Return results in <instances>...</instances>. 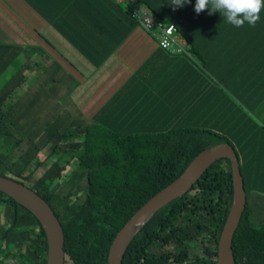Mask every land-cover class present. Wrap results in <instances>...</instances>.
Returning <instances> with one entry per match:
<instances>
[{
  "label": "crops",
  "instance_id": "crops-1",
  "mask_svg": "<svg viewBox=\"0 0 264 264\" xmlns=\"http://www.w3.org/2000/svg\"><path fill=\"white\" fill-rule=\"evenodd\" d=\"M140 1L150 15L180 27L191 57L161 48L128 17L122 0H0L1 66L26 58L16 64L7 91L25 82L28 70L37 75L33 70L39 67L42 73L28 103L18 99L13 125L29 120L21 107L32 116L46 105L52 115L60 104L63 122H92L126 135L207 125L218 105L222 128L231 121L237 125L250 201L264 220V81L253 76L264 74V17L255 27L236 28L208 9L197 14L196 0L175 10L171 0ZM47 83L48 96L37 91ZM231 90L244 98L251 115L231 100ZM10 242L1 243L0 264H20L15 256L4 258L11 245L13 252L21 249L15 239Z\"/></svg>",
  "mask_w": 264,
  "mask_h": 264
},
{
  "label": "trees",
  "instance_id": "trees-1",
  "mask_svg": "<svg viewBox=\"0 0 264 264\" xmlns=\"http://www.w3.org/2000/svg\"><path fill=\"white\" fill-rule=\"evenodd\" d=\"M125 10L136 23L131 17L130 3H126ZM262 17L264 10L260 20ZM176 27L181 33L180 27ZM260 72L263 71L253 76H262L264 81ZM230 98L252 112L238 91L231 90ZM1 104L0 147L11 138H15L18 147L22 140L7 129L12 122L8 116L3 122L7 111H3ZM222 114L221 107L215 105L213 121L207 125L198 122L126 135L111 132L100 124L83 123L75 131L61 132L54 143V133L47 132L42 144V150H46L43 159L35 161L36 156H24L29 149L17 155V159L9 160L0 154V175L25 184L49 203L64 233V264H108L110 245L130 217L180 176L201 151L228 142L237 154L246 192L245 207L232 238V256L235 264H264V220L256 215L250 201L248 192L252 187L246 182L235 143L237 125L231 121L229 129L222 128ZM34 147L39 150L37 145ZM73 159L77 168L66 183L67 189L58 197L51 184L54 180L64 183L63 172ZM30 161L33 166L26 171ZM47 164L39 176L34 175L41 165ZM232 197L231 162L227 158L216 159L187 192L159 208L142 225L129 241L121 264H218V241ZM1 201L6 204L0 210V251L1 243H11V239L21 247L19 252H13L11 245L4 258L15 256L20 264H46L48 245L41 223L2 191ZM259 219L261 222H257ZM195 243L202 254L191 253Z\"/></svg>",
  "mask_w": 264,
  "mask_h": 264
},
{
  "label": "water",
  "instance_id": "water-1",
  "mask_svg": "<svg viewBox=\"0 0 264 264\" xmlns=\"http://www.w3.org/2000/svg\"><path fill=\"white\" fill-rule=\"evenodd\" d=\"M219 158H227L231 162L233 197L218 241L217 261L218 264H235L231 251L232 238L245 207L246 192L237 154L228 142L218 143L201 151L180 176L153 195L130 217L110 245L108 264H121L129 241L153 213L187 192L209 165ZM0 191L26 207L41 223L48 245L46 264H64V233L49 203L25 184L2 175H0ZM138 223L139 226L135 228Z\"/></svg>",
  "mask_w": 264,
  "mask_h": 264
},
{
  "label": "rangeland",
  "instance_id": "rangeland-1",
  "mask_svg": "<svg viewBox=\"0 0 264 264\" xmlns=\"http://www.w3.org/2000/svg\"><path fill=\"white\" fill-rule=\"evenodd\" d=\"M26 59V58H25ZM24 58L22 57H18L16 59L15 62L7 65L5 68L4 66H1L0 63V92L3 95L0 98V102H2L1 107H3V111H7V115H4V119L3 122L6 123L7 121V116L10 118L12 117V124L10 126L7 127V129H9V132L15 136L18 137L22 140L21 144H19L18 147H16L15 145V138H11L10 140L7 141L6 145L1 146L0 147V154L5 157V155L7 156L6 158L10 159H17V155L22 154L23 152L28 151V153H26L24 156H26L27 158L30 157H34L36 156V158L34 159L36 160H40L44 158V152H46V150H42V144L45 141V137L47 132L53 134V138H52V142H56L58 141V137L60 136L61 132L65 133L66 131L70 132V131H75L77 127V125H81V127L83 126V124L79 121H75L78 123H68L63 122L65 117L63 114L61 113V105L57 104L58 108H54V112L51 115L49 113L48 108L46 107V105L42 106H37V113L36 114H32V116H30L28 113H24L25 110H22L21 107V112L20 114H22L23 117H25V119H29L27 122H25L23 125L17 126V125H13L14 123L17 124L16 120L18 118V114H15L14 111H18V99L20 98V101H22L23 103H28L26 102L25 99H27L28 96H32V92L36 91L35 89H33L32 87H35L36 83H35V79L36 77H38V81L40 82L39 79V67H37L36 69H34L33 71L37 70V75L32 72L31 70H28L29 73L28 76L26 77L25 82L20 83L19 85H15L14 89H11L10 91H7V88L10 87L9 82L11 80H13L14 78V71L16 70V67L18 65V62H22L25 61ZM17 64V65H16ZM41 69V68H40ZM43 78L41 77V80ZM46 87H42L43 85H39V89H37V91H45L46 95L48 96L49 94H51V89L49 90V87L51 86V84L47 83ZM5 88V89H4ZM32 88V89H31ZM10 89V88H8ZM6 92L9 93L10 98H6L4 96V94H6ZM59 102H61V99L58 100ZM239 107V106H238ZM241 109V111H244L247 114H252L251 112H249L245 107L241 106L239 107ZM67 117L72 118L73 120H77L76 116H73L70 114V116L67 115ZM66 117V118H67ZM15 119V120H14ZM14 120V123H13ZM84 123V122H83ZM200 124H202L200 122ZM76 125V126H75ZM225 129H227V126L225 127ZM34 145H37L39 150L34 147ZM41 148V149H40ZM41 150V151H40ZM33 166V161H30L28 163V165H26L25 170L27 171L28 169H30V166ZM77 161L75 159H73L71 161V164H69L67 166V169L64 170L63 172V181L64 183H59V182H55L56 180L53 181V183L51 184L52 187L54 185V189L57 192V196L60 197L64 191L67 189L68 185L66 183L70 182V178L71 173L73 171V169L77 168ZM48 166L47 165H41L36 172L34 173L35 176H39L41 174V172H43V170ZM0 169L2 170V166L0 167ZM71 176V177H70ZM5 202L0 203V210L3 209V207L5 206ZM2 212V211H1ZM0 212V220L2 219V213ZM2 222V220H1ZM257 222H261V220H257ZM6 224V223H5ZM1 228V225H0ZM191 253H198V254H202V250L200 249V247L197 245V243L193 244L191 246L190 249ZM3 251H1L0 253H2Z\"/></svg>",
  "mask_w": 264,
  "mask_h": 264
},
{
  "label": "clouds",
  "instance_id": "clouds-1",
  "mask_svg": "<svg viewBox=\"0 0 264 264\" xmlns=\"http://www.w3.org/2000/svg\"><path fill=\"white\" fill-rule=\"evenodd\" d=\"M190 2L191 0H171L170 4L175 10ZM194 9L197 14L206 9L210 10L209 14L219 13L226 23L236 28L243 27L245 23L255 27L264 10V0H196ZM135 17H139V12Z\"/></svg>",
  "mask_w": 264,
  "mask_h": 264
},
{
  "label": "built area",
  "instance_id": "built-area-1",
  "mask_svg": "<svg viewBox=\"0 0 264 264\" xmlns=\"http://www.w3.org/2000/svg\"><path fill=\"white\" fill-rule=\"evenodd\" d=\"M125 4L132 5L131 17L136 21L137 25L145 31L153 35L158 45L170 53H181L191 57V51L183 36L178 31L174 23L164 24L161 19L150 15L140 3L135 0H122ZM139 12V17L135 14Z\"/></svg>",
  "mask_w": 264,
  "mask_h": 264
},
{
  "label": "bare ground",
  "instance_id": "bare-ground-1",
  "mask_svg": "<svg viewBox=\"0 0 264 264\" xmlns=\"http://www.w3.org/2000/svg\"><path fill=\"white\" fill-rule=\"evenodd\" d=\"M139 224H140V223H138V224L135 226V228H136L137 226H139Z\"/></svg>",
  "mask_w": 264,
  "mask_h": 264
}]
</instances>
